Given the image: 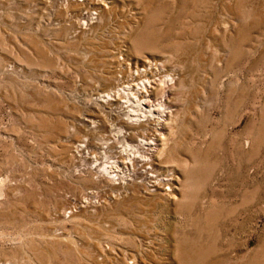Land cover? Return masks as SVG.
Returning a JSON list of instances; mask_svg holds the SVG:
<instances>
[{
  "label": "rangeland",
  "instance_id": "374dc122",
  "mask_svg": "<svg viewBox=\"0 0 264 264\" xmlns=\"http://www.w3.org/2000/svg\"><path fill=\"white\" fill-rule=\"evenodd\" d=\"M0 264H264V0H0Z\"/></svg>",
  "mask_w": 264,
  "mask_h": 264
},
{
  "label": "bare ground",
  "instance_id": "6f19581e",
  "mask_svg": "<svg viewBox=\"0 0 264 264\" xmlns=\"http://www.w3.org/2000/svg\"><path fill=\"white\" fill-rule=\"evenodd\" d=\"M153 67H152V65H150L149 67L148 66H146L145 68H143L142 70H140V69H138L133 75H131V79H128V81H127V83L124 85H120V87L118 86V87H116V89L115 90H111V92H108L107 93V95H102L103 97H104V100L107 102V101H109V102H107V103H110V105H112L111 103L112 102H115L116 100L118 101V102H120V99L118 98L119 96H124V97H127V99L131 96V94H133V93H135L136 95H137V97H147L148 95L146 94V92L149 90V89H151V88H153L152 87V85L154 84V82H155V80L154 81H152L151 80V78L152 77H150V76H152V75H150V73H151V71L149 70V69H152ZM147 75H150L149 77H147ZM153 79H154V77H153ZM119 81H120V79H119ZM120 84V83H119ZM150 91V90H149ZM148 91V92H149ZM134 95V94H133ZM102 97V98H103ZM120 97V98H121ZM123 97V98H124ZM132 97V96H131ZM130 97V98H131ZM122 99V98H121ZM117 102V104L119 105V110H122V113L123 112H125L126 111V108L127 107H133V110H137V111H139V109H141L140 111H143L144 110V102H145V100H138V101H136L135 102V104L134 103H130V102H127L128 104H127V106H125L124 104H119ZM144 105V106H143ZM135 107V108H134ZM131 111V110H130ZM139 111V112H140ZM134 112V111H133ZM132 112V113H133ZM150 113L152 112V110H150L149 111ZM121 113V112H120ZM131 113V114H132ZM153 113V112H152ZM151 113V114H152ZM164 113V112H163ZM125 115H129L128 113L127 114H125ZM152 116V115H151ZM163 116V115H162ZM131 117V116H130ZM150 146V145H149ZM82 148V147H81ZM143 148V147H142ZM144 148H146L147 149V151L148 150H150L149 148L150 147H144ZM80 149V148H79ZM152 149V148H151ZM145 157V156H144ZM142 160H147V158H142ZM145 162V161H144ZM111 163V162H110ZM112 164V163H111ZM107 166V165H106ZM110 166V165H109ZM108 169L107 170H105V172H107V173H111V172H119V169H118V167H116V166H111V167H107ZM106 169V168H105ZM104 170V169H103ZM147 170V169H146ZM121 172V171H120ZM106 174V173H105ZM118 174V173H117ZM107 175V174H106ZM105 175V176H106ZM146 175H149V174H147L146 173ZM108 176H109V174H108ZM110 176H112L111 174H110ZM112 177H114V175L112 176ZM112 182V181H111ZM114 183V182H113ZM151 186V185H150Z\"/></svg>",
  "mask_w": 264,
  "mask_h": 264
}]
</instances>
